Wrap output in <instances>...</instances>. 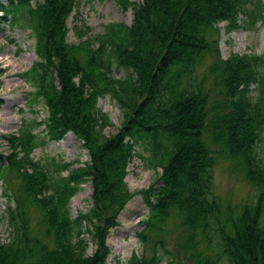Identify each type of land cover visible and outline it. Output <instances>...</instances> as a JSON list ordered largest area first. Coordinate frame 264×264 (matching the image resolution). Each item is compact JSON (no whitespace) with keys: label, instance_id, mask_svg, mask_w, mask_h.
Instances as JSON below:
<instances>
[{"label":"trees","instance_id":"obj_1","mask_svg":"<svg viewBox=\"0 0 264 264\" xmlns=\"http://www.w3.org/2000/svg\"><path fill=\"white\" fill-rule=\"evenodd\" d=\"M118 2L132 7L129 25L107 23L93 39L70 43L66 20L77 0H0V22L18 23L35 35L37 59L22 76L35 87L32 98L47 109L43 119L23 121L8 135L10 152L1 155L6 162L0 163V177L6 167L14 170L22 194L8 207L11 231L0 241V264H106L107 235L135 192L148 207L138 236L150 254H132L123 264H160L163 252L167 264L186 252L192 264H216L217 257L198 247L211 233L226 264H264V162L256 151L264 132V53L223 58L218 36H209L220 21L228 31L239 27L240 15L250 26L264 23V0ZM211 54L206 74L197 80V67ZM113 63L129 74L115 78ZM206 75L220 100H211ZM105 94L125 109L112 135L103 132L108 118L97 105ZM42 123L39 135L33 129ZM68 131L88 150L84 165L62 174L66 164L53 159L50 170L33 158L36 146ZM140 142L161 166V184L132 192L125 175ZM217 152L244 167L257 188L254 202L223 219L212 193ZM86 180L92 205L72 216L69 198ZM25 201L39 208L45 238L30 231ZM83 226L96 244L90 255ZM173 234L175 251L166 246Z\"/></svg>","mask_w":264,"mask_h":264},{"label":"rangeland","instance_id":"obj_2","mask_svg":"<svg viewBox=\"0 0 264 264\" xmlns=\"http://www.w3.org/2000/svg\"><path fill=\"white\" fill-rule=\"evenodd\" d=\"M34 2L35 0H31ZM140 2L141 0H130ZM133 10L130 5L122 7L118 0H77L74 8L67 17L66 39L70 43H79L86 37H94L104 31L107 23L117 22L129 25L132 21ZM247 17L240 15L239 27L228 31L226 21L217 23L218 30H210L209 36H218V47L221 57L226 58L233 53H264V23L258 21L253 26L245 23ZM93 39V38H91ZM96 43V42H95ZM96 45V44H95ZM213 55H207L197 67V80L206 74ZM37 59L35 51V35L28 27H21L18 23L10 24L3 20L0 22V163L6 162L1 155L10 152L7 136L16 133L23 121L43 119L47 109L42 102L30 95L33 87L22 73ZM129 70L112 64L111 73L115 78H123ZM204 84L211 87V100H220L219 88L212 83V77L205 76ZM97 105L107 116V124L103 127L106 135L114 134L123 124L125 109L111 94L98 98ZM44 123L34 126L39 135L44 134ZM47 139V138H45ZM213 147L212 144H210ZM258 157L264 162V132L261 133L257 143ZM31 155L50 170L52 160L66 164L62 170L66 174L70 169L84 165L89 160L86 147L72 131L66 132L60 139L46 140L36 146ZM216 163L213 168L212 193L219 201L223 219L228 213L235 215L244 203L254 202L257 188L245 175L244 167L236 163L224 153H215ZM0 177V241H7L11 231L8 207L15 206V196L21 195L19 175L9 168L3 170ZM162 172L161 166L151 158V149L148 144L138 143L135 153L127 165L125 181L130 191L147 188L150 185L159 186ZM21 193V194H20ZM92 185L90 180L79 184V189L69 198V209L72 216L86 212L92 205ZM25 215L30 231L45 238L41 223L39 208L25 201ZM148 213V207L141 193H134L118 214V224L112 227L107 235L110 253L106 264H123L132 254L149 255L150 250L140 240L138 232L143 227L142 220ZM82 227V236L86 241L85 254L90 255L96 244L90 234ZM215 233L203 238L198 247L204 253L217 257L216 264H226V257L216 241ZM176 241L174 234L168 236L166 246L175 251L173 245ZM183 253V252H181ZM188 254V252H186ZM187 254H181L179 261L173 264H192ZM168 254L163 252L160 264H167Z\"/></svg>","mask_w":264,"mask_h":264}]
</instances>
